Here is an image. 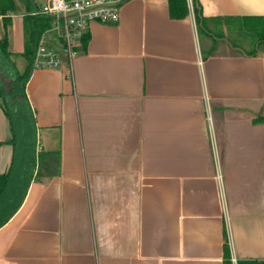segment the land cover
I'll return each mask as SVG.
<instances>
[{
	"label": "crops",
	"instance_id": "0c3cea01",
	"mask_svg": "<svg viewBox=\"0 0 264 264\" xmlns=\"http://www.w3.org/2000/svg\"><path fill=\"white\" fill-rule=\"evenodd\" d=\"M197 1L211 36L193 0L182 18L127 0L76 56L32 70L36 167L0 226V264H225L226 245L231 264L264 262V48L228 39L264 0ZM25 15L6 27L0 11L19 70ZM11 136L0 104V173Z\"/></svg>",
	"mask_w": 264,
	"mask_h": 264
},
{
	"label": "trees",
	"instance_id": "16d2710c",
	"mask_svg": "<svg viewBox=\"0 0 264 264\" xmlns=\"http://www.w3.org/2000/svg\"><path fill=\"white\" fill-rule=\"evenodd\" d=\"M26 10L25 15V50L21 54L25 67L19 70L13 60L14 53L9 48V38H0V104L6 114L12 136L7 141L13 146V157L9 169L0 173V226L3 225L20 207L28 184L36 167V122L26 93V85L33 70V62L42 33L50 27L51 17L44 14H33L38 9L34 0H1L0 11L7 27L11 21L9 13L20 7ZM195 18L199 33L211 36L209 19L203 15L201 5L193 0ZM172 17L182 18L188 14L187 0H169ZM230 23V41L236 39L233 34L239 33L241 40L252 38L253 49L250 54L264 48V16L234 18ZM236 34V33H235ZM86 36L84 37V40ZM255 41V42H254ZM235 42V41H234ZM212 49L209 53H213ZM208 55V52H204ZM225 264H231L229 250L225 247ZM239 264H264L249 261Z\"/></svg>",
	"mask_w": 264,
	"mask_h": 264
},
{
	"label": "built area",
	"instance_id": "2783aa9c",
	"mask_svg": "<svg viewBox=\"0 0 264 264\" xmlns=\"http://www.w3.org/2000/svg\"><path fill=\"white\" fill-rule=\"evenodd\" d=\"M127 0H45L33 14L51 17V25L41 36L33 69L57 67L62 54L69 58L76 56L82 47L84 37L89 33L91 24H116L120 11ZM60 44L57 50L47 42V36Z\"/></svg>",
	"mask_w": 264,
	"mask_h": 264
},
{
	"label": "rangeland",
	"instance_id": "374dc122",
	"mask_svg": "<svg viewBox=\"0 0 264 264\" xmlns=\"http://www.w3.org/2000/svg\"><path fill=\"white\" fill-rule=\"evenodd\" d=\"M251 39H252V38H247V40H248V41H250ZM247 40H246L245 42H243V43H244L245 45H248V48H252L254 44H252V42H251V41H250V42H251V44H250V43H248V42H247ZM252 40H253V39H252ZM254 42H255V41H254Z\"/></svg>",
	"mask_w": 264,
	"mask_h": 264
}]
</instances>
